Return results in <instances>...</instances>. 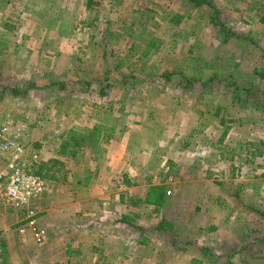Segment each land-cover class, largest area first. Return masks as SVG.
Masks as SVG:
<instances>
[{
    "label": "rangeland",
    "instance_id": "obj_1",
    "mask_svg": "<svg viewBox=\"0 0 264 264\" xmlns=\"http://www.w3.org/2000/svg\"><path fill=\"white\" fill-rule=\"evenodd\" d=\"M211 2L229 37L185 0H0V122L47 182L0 206L7 264H264V0Z\"/></svg>",
    "mask_w": 264,
    "mask_h": 264
},
{
    "label": "built area",
    "instance_id": "obj_2",
    "mask_svg": "<svg viewBox=\"0 0 264 264\" xmlns=\"http://www.w3.org/2000/svg\"><path fill=\"white\" fill-rule=\"evenodd\" d=\"M19 131V127L14 128L7 120L0 122V148L11 151L7 164L0 170V206L3 208H25L47 189L45 179L30 171L29 163L24 158V146L11 138L13 133L18 135ZM35 225L34 219L27 217L18 230L24 234L26 228L30 227L34 238L39 241L44 231ZM1 242L0 239V264L3 250Z\"/></svg>",
    "mask_w": 264,
    "mask_h": 264
},
{
    "label": "crops",
    "instance_id": "obj_3",
    "mask_svg": "<svg viewBox=\"0 0 264 264\" xmlns=\"http://www.w3.org/2000/svg\"><path fill=\"white\" fill-rule=\"evenodd\" d=\"M116 145V144H115ZM51 157H54V159H61L57 156H51ZM48 159H52V158H48ZM61 161V160H60ZM56 170H54L55 172ZM86 173H87V170L85 169ZM72 172H70V174L68 175V178L70 177ZM58 177V176H57ZM54 180H57V178H53ZM78 182V181H76ZM73 207H67V209L71 210ZM3 209V208H2ZM63 210V206L61 205H48V206H44L43 210L41 212H37L36 216H35V219H36V222L39 224L42 223L41 226H43L45 232L48 234H52V236H56L55 233H56V230L60 227V224H61V214H60V211ZM76 211V210H75ZM79 211V210H77ZM80 213L77 212L76 214ZM50 220V222H49ZM46 221V225H43V222ZM9 264V263H8Z\"/></svg>",
    "mask_w": 264,
    "mask_h": 264
},
{
    "label": "trees",
    "instance_id": "obj_4",
    "mask_svg": "<svg viewBox=\"0 0 264 264\" xmlns=\"http://www.w3.org/2000/svg\"><path fill=\"white\" fill-rule=\"evenodd\" d=\"M189 5L193 6V7H201V6H209L212 10V14L210 15V22L214 25L217 26L220 30H222L223 32H225L227 35V37H229L231 34L229 33V30L226 29L224 26V23L221 21L220 17H219V9L214 6L211 2V0H185ZM182 16H176L171 18L172 22L174 23H179L181 21ZM227 126L226 128L223 130L220 138H222L225 134H226V130H227ZM56 160H48L45 163H42V166H47L49 164L48 168H54V166L56 165ZM41 166V168H42ZM40 168V169H41ZM37 173L40 174V171H38ZM53 178V176H51Z\"/></svg>",
    "mask_w": 264,
    "mask_h": 264
},
{
    "label": "water",
    "instance_id": "obj_5",
    "mask_svg": "<svg viewBox=\"0 0 264 264\" xmlns=\"http://www.w3.org/2000/svg\"><path fill=\"white\" fill-rule=\"evenodd\" d=\"M1 264H7V261L5 260V258L2 259Z\"/></svg>",
    "mask_w": 264,
    "mask_h": 264
}]
</instances>
